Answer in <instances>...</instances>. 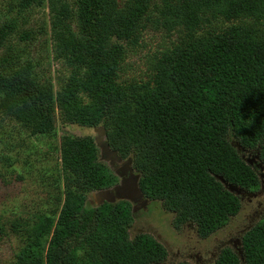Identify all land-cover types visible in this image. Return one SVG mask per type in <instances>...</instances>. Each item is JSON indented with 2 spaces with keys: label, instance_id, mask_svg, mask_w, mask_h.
Here are the masks:
<instances>
[{
  "label": "trees",
  "instance_id": "1",
  "mask_svg": "<svg viewBox=\"0 0 264 264\" xmlns=\"http://www.w3.org/2000/svg\"><path fill=\"white\" fill-rule=\"evenodd\" d=\"M7 7L0 117L23 138L52 141L58 154L51 206L23 222L0 220V243L11 233L18 240L8 264L164 263L162 241L131 236L129 199H88L120 181L100 157L102 144L178 229L193 223L205 238L241 211L220 177L252 189L256 172L241 148L264 159V0H8ZM37 8L48 17L30 25L25 12ZM41 38L47 53L33 55L30 45ZM10 159L2 157L6 167ZM243 247L244 259L228 249L215 264H264L261 225Z\"/></svg>",
  "mask_w": 264,
  "mask_h": 264
},
{
  "label": "rangeland",
  "instance_id": "2",
  "mask_svg": "<svg viewBox=\"0 0 264 264\" xmlns=\"http://www.w3.org/2000/svg\"><path fill=\"white\" fill-rule=\"evenodd\" d=\"M8 0H0V24L8 17ZM48 12L49 8H45ZM26 13V19L30 25H38L43 22L48 15L39 8L30 13ZM24 13V14H25ZM20 19V16H18ZM157 40L153 38L155 43ZM43 38L35 40L30 48L33 55L36 51L42 55L46 54ZM59 85L55 82V88ZM69 131L78 135L97 136L95 128L68 127ZM27 133L19 125L0 117V220L9 221L18 219L23 222L30 219L39 210H45L51 206L50 193L54 192L52 179L49 170L54 168L57 159L55 150H50L48 139L33 142L31 137H26ZM105 139V136H103ZM103 144L100 145V157L112 169V158L107 151H103ZM110 149V148H109ZM108 149V150H109ZM246 149V148H244ZM244 151L243 147L241 152ZM245 152V151H244ZM113 153V152H112ZM108 155V156H107ZM115 155V154H114ZM10 156L12 160L10 167H6L2 157ZM111 159V160H110ZM18 176H22L21 178ZM97 192L90 194V198L95 202ZM125 197V196H122ZM99 198V197H98ZM127 198H129L127 196ZM234 217V216H233ZM232 219V217H231ZM248 223L244 211H240L234 219L229 220L218 231L208 237L205 241L196 234L195 226H185L176 229L173 225V213L163 209L160 201L148 202L146 208L136 210L135 219L129 231L131 236L139 233H149L166 244L168 256L163 264H171L177 261H187L195 264L196 253L204 258L210 257V251H215L219 244L227 237L230 231L235 236L239 228ZM207 242V245L205 243ZM18 240L13 233L6 242L0 243V264H8V261L16 252Z\"/></svg>",
  "mask_w": 264,
  "mask_h": 264
},
{
  "label": "flooded vegetation",
  "instance_id": "3",
  "mask_svg": "<svg viewBox=\"0 0 264 264\" xmlns=\"http://www.w3.org/2000/svg\"><path fill=\"white\" fill-rule=\"evenodd\" d=\"M97 132H98L97 136H99L100 132L99 131ZM243 150L245 152L242 151V157L245 159V161L247 160L250 163V166L255 170L256 176H257V185L254 188L249 189V188H244L240 186L242 190L239 193H237L239 199L242 202L241 211H244L245 216L248 220V223L243 224L239 228L235 236L230 235L231 232L228 231L227 237L219 244V246L217 247L215 251H210L207 249V252H210V257H208L207 259L204 258L203 255L198 254L197 252L195 264H215L218 258L220 257L222 251L228 250V249H231L234 253L238 254L242 259H244L243 257L244 235L249 230L253 229V227L257 225H261V227L264 228V159L261 158L260 151L258 149H255V148L244 149L243 148ZM103 151H107L109 155L112 158H114L110 160L112 161V165L114 168H115V165H114L115 162L118 166L117 168H115V171L117 172L120 178V181L116 186H113L104 191L102 190L100 192H97L96 195H98V197L101 200L106 199V198H111L114 201L124 199L125 197L128 196L129 197L128 199H130L131 202L133 203V210L135 211V213L138 207L146 208V204L148 202H153V201H149L148 199H146L143 195L140 197L138 194L136 193L134 194V190H135L134 185H136V183L132 175L136 177V173L130 170L129 167L125 164V162L121 161L116 155H114V153L108 150L107 147H103ZM124 193H127V194H124ZM122 196H125V197H122ZM91 201L93 200L90 198V202ZM235 216L232 217V219H234ZM192 225L195 226L196 234L198 235L197 227L195 224L188 223L185 226H192ZM215 232H213L212 234H214ZM211 235H209L208 237H210ZM208 237H205L204 241ZM200 238H203V237H200ZM205 245H207V242L205 243Z\"/></svg>",
  "mask_w": 264,
  "mask_h": 264
},
{
  "label": "water",
  "instance_id": "4",
  "mask_svg": "<svg viewBox=\"0 0 264 264\" xmlns=\"http://www.w3.org/2000/svg\"><path fill=\"white\" fill-rule=\"evenodd\" d=\"M99 131V130H98ZM108 149V148H107ZM246 162L248 163V164H250L247 160H246ZM133 177H134V179H135V183H137V178L134 176V175H132ZM220 179H221V181L223 182V184L225 185V187L229 190V191H231V192H234V193H239L241 190H242V188L241 187H239V186H237V185H235V184H233V183H230L228 180H226L224 177H220ZM134 187H135V190H134V194L136 193V194H138L140 197L142 196V194L140 195V193L138 192V189H137V186H135L134 185ZM124 194H127V193H124ZM101 201H103V200H101Z\"/></svg>",
  "mask_w": 264,
  "mask_h": 264
},
{
  "label": "clouds",
  "instance_id": "5",
  "mask_svg": "<svg viewBox=\"0 0 264 264\" xmlns=\"http://www.w3.org/2000/svg\"><path fill=\"white\" fill-rule=\"evenodd\" d=\"M96 130V129H95ZM98 131V130H97ZM250 165V164H249ZM128 166V165H127ZM134 172V171H133ZM136 178H137V176H136ZM135 186H137V183H136V185ZM238 186V185H237ZM240 187V186H239ZM137 189H138V186H137ZM138 192H139V190H138ZM140 193V192H139ZM140 194H142V193H140ZM236 194V193H235ZM143 195V194H142ZM144 196V195H143ZM109 199H111V198H109ZM124 199H128L127 197H125ZM102 200H104V199H102ZM130 200V199H129ZM131 201V200H130ZM133 204V203H132ZM235 216V215H234ZM233 217V216H232ZM231 219V218H230ZM159 240V239H158ZM166 246V245H165Z\"/></svg>",
  "mask_w": 264,
  "mask_h": 264
}]
</instances>
